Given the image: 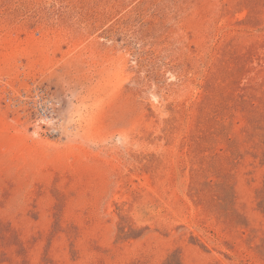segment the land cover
<instances>
[{
	"label": "rangeland",
	"instance_id": "obj_1",
	"mask_svg": "<svg viewBox=\"0 0 264 264\" xmlns=\"http://www.w3.org/2000/svg\"><path fill=\"white\" fill-rule=\"evenodd\" d=\"M0 264H264V0H0Z\"/></svg>",
	"mask_w": 264,
	"mask_h": 264
}]
</instances>
